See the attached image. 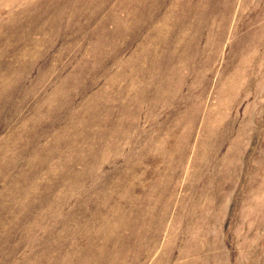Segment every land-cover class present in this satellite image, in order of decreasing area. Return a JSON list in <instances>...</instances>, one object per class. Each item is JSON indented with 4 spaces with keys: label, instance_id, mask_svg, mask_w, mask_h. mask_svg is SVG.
<instances>
[{
    "label": "rangeland",
    "instance_id": "obj_1",
    "mask_svg": "<svg viewBox=\"0 0 264 264\" xmlns=\"http://www.w3.org/2000/svg\"><path fill=\"white\" fill-rule=\"evenodd\" d=\"M0 264H264V0H0Z\"/></svg>",
    "mask_w": 264,
    "mask_h": 264
}]
</instances>
